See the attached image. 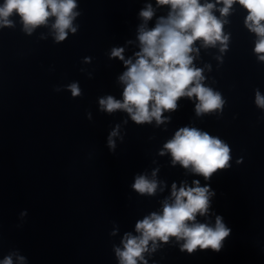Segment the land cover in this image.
<instances>
[{
    "label": "water",
    "instance_id": "water-1",
    "mask_svg": "<svg viewBox=\"0 0 264 264\" xmlns=\"http://www.w3.org/2000/svg\"><path fill=\"white\" fill-rule=\"evenodd\" d=\"M149 4L155 11L146 27L153 28L170 9L157 0H77L76 31L59 41L54 16L31 33L15 13L13 24L0 26V260L14 254V264L18 256L24 264H120L116 248L125 233L139 235L136 222L161 210L173 183L199 180L212 195L197 221L215 224L220 216L229 234L219 250H182L183 239L157 238L143 253L148 264H264V107L256 103L257 91L264 96V60L254 51L247 9L234 3L221 17L218 4L227 47L198 39L199 51L190 53L222 107L197 114L195 97L183 96L162 122L137 123L123 109L108 112L100 99L122 98L126 65L111 52L123 48L124 59L134 58L145 24L139 13ZM185 126L227 143L228 166L206 179L173 164L164 145ZM141 174L157 180L154 193L133 188Z\"/></svg>",
    "mask_w": 264,
    "mask_h": 264
},
{
    "label": "clouds",
    "instance_id": "clouds-1",
    "mask_svg": "<svg viewBox=\"0 0 264 264\" xmlns=\"http://www.w3.org/2000/svg\"><path fill=\"white\" fill-rule=\"evenodd\" d=\"M77 0H3L0 3V26L11 25L14 13L23 21L27 32L39 24H47L48 18L54 16L52 27L56 39L63 40L68 35L66 30L76 31L74 18L79 14ZM159 5H169L167 16L158 18L153 28H147L146 22L154 15L151 4L140 11L144 18L138 32L140 50L133 57L124 59L123 48H114L111 55L119 57L126 65V70L119 79L124 84L122 98L112 95L100 99V105L108 112L123 109L137 123L150 122L153 118L162 122V112L175 109L180 97H195L197 114L219 109L224 104L221 94L206 86L203 81V69L193 64L194 56L199 49L194 45L198 39L205 46L221 42V50L227 47L229 35L223 33V25L227 22L215 15L218 4L221 17L227 16L234 3L247 9L246 26L256 33L254 51L260 60H264V0H157ZM73 95L80 92L78 84L69 85ZM256 103L264 107V96L256 93ZM114 129L108 143L114 145L111 137L116 136ZM164 149L185 168L202 174L206 179L218 168L228 166L230 160L229 145L220 138L210 135L195 127L179 128L173 138L166 142ZM163 151V150H162ZM155 171L153 172V177ZM194 186L182 184L179 188L172 185L169 199L163 202L159 212H152L135 225L139 235L125 233L122 244L116 253L120 264H148L143 253L154 250L157 238L168 241L170 236L183 239L182 250H194L198 245L202 248L212 247L219 250L222 240L230 229L216 217L215 224L197 221V214L205 215L210 204L212 192L209 186H201L199 180ZM134 189L140 193L152 194L158 182L154 178L141 174L136 176ZM153 241L149 249V241ZM13 255L9 254L0 260V264H14ZM18 264H24L23 256L17 257Z\"/></svg>",
    "mask_w": 264,
    "mask_h": 264
}]
</instances>
